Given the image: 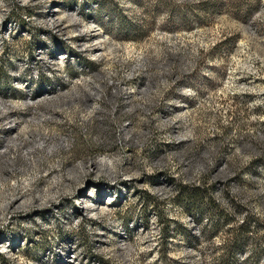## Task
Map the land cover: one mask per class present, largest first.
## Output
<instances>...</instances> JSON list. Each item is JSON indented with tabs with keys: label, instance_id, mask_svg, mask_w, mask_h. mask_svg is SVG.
Listing matches in <instances>:
<instances>
[{
	"label": "rangeland",
	"instance_id": "rangeland-1",
	"mask_svg": "<svg viewBox=\"0 0 264 264\" xmlns=\"http://www.w3.org/2000/svg\"><path fill=\"white\" fill-rule=\"evenodd\" d=\"M0 264H264V0H0Z\"/></svg>",
	"mask_w": 264,
	"mask_h": 264
}]
</instances>
